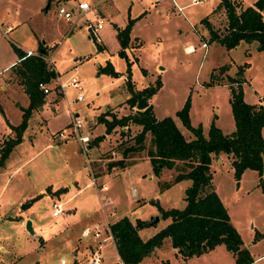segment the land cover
Wrapping results in <instances>:
<instances>
[{"label": "rangeland", "instance_id": "374dc122", "mask_svg": "<svg viewBox=\"0 0 264 264\" xmlns=\"http://www.w3.org/2000/svg\"><path fill=\"white\" fill-rule=\"evenodd\" d=\"M58 1L61 0H50L45 7L47 0H0V85L6 75L1 68L13 59L9 39L24 47H37L39 43L46 45L43 56L48 59L50 56L55 68V77L46 83L49 90L45 94L46 99L38 107L41 109L37 116L42 123L36 126L37 122L32 117L30 126L22 132L23 144L12 147L4 160L5 166L0 168V264H90L87 248L90 239L80 236V231L100 215L95 190L104 179V176L95 179L92 172L98 174L104 169L106 160L120 156L121 148L133 142L139 126H115L106 132L108 140L100 137L98 144L88 149L86 144L93 140V133L101 131L102 122L90 128L94 119L97 120L96 115L109 110L120 116L136 109L135 104L130 106L125 100L131 94L128 80L135 91L153 83L158 76L160 87L150 99L153 112L157 117L170 115L176 118L186 134L189 131L175 115L186 98L190 103L188 112L192 124L200 122L205 130L216 114L222 129H229L232 114L228 76L239 78L238 66L233 62L250 60V81L264 102V50L252 51L248 57L243 53V42L226 49L216 41L209 42L207 29L201 34V28L194 26L217 0H199L196 3L192 0H85L90 8L86 12L74 9L70 21L56 15L55 3ZM62 1L75 5L80 0ZM242 1L252 4L254 0ZM99 11L104 14L103 26L97 30L99 40L96 41L90 36L87 23H94L100 16ZM130 18L133 19V34L138 37L131 40L129 37L124 47L125 56H122L118 53L120 45L116 31ZM7 21L15 26L3 33ZM212 24L217 32L223 33L225 13L217 12ZM203 40L206 41L205 46L201 45ZM50 44L54 47L48 46ZM187 44L192 46V51L183 47ZM106 63L115 74L98 70ZM231 65L235 66L231 69L233 75H228L226 71ZM71 75L82 86L81 100L74 99L77 90L68 84L57 96L58 82H66ZM208 81L212 84H207ZM242 88L245 99L255 100V94L248 85ZM67 101H70L69 105ZM25 104L26 94L15 84L0 86V137L5 131L3 118L16 121L20 117L19 106ZM73 117L80 119L78 132L86 134L88 140L81 143L71 132L64 141H55L57 129L69 130ZM13 134L12 131L10 136ZM148 143L146 135L144 147ZM132 154L145 155V149ZM210 164L214 169L215 190L238 225L243 242L252 244L250 249L254 257L264 255V234L253 239L256 228L264 233V169L261 179L254 169H247L241 181L237 182L225 157L221 161L213 157ZM150 171L151 164L148 158H144L119 169L118 174H106L110 176L108 192L116 214L149 217L154 212V203L136 207V200L130 196V187L145 196L158 192L157 175L152 171L154 177L148 179ZM170 175L171 171L166 170L159 178L167 179ZM69 181L75 183L74 193L70 198H67L69 194L62 195L60 199L65 209L56 219L51 221V216L46 213L51 207L50 199L42 196L25 210L27 217L33 219L34 234L25 226H18L15 215L18 213L17 201L22 194L32 196L40 193L39 188L68 186ZM188 183L189 180H183L165 189L159 196L162 204L181 207L184 203L182 187ZM50 193L51 198H59L56 193ZM66 212L72 213L71 221H67ZM101 253L103 258L99 264H113L118 260L111 241L105 242ZM164 260L169 264H180L171 252L162 254L153 264H163ZM263 262L258 260L253 264ZM211 263L234 264L231 252L223 245L183 264ZM139 264L148 263L143 261Z\"/></svg>", "mask_w": 264, "mask_h": 264}, {"label": "trees", "instance_id": "16d2710c", "mask_svg": "<svg viewBox=\"0 0 264 264\" xmlns=\"http://www.w3.org/2000/svg\"><path fill=\"white\" fill-rule=\"evenodd\" d=\"M218 5L224 9L226 27L223 33H219L203 18L210 41H216L226 49L235 47L241 41H256V49H264V19L260 12L263 0H255L253 5L245 7H238V3L234 0H219ZM132 22L133 19H128L126 24L116 31L120 45L118 53L122 56H125L124 47L128 44ZM202 42L206 44L205 40ZM12 46L19 57L13 72L28 96V104L22 108L20 121L10 125L14 134L0 143V166L3 165L12 147L20 142L31 110L42 102L43 92L38 87V82L47 83L55 77V70L43 57L34 54L24 55V51L15 45ZM40 49L41 54L44 55L46 47L39 43L37 51ZM126 64L128 70V62ZM98 70L116 73L108 63L98 67ZM228 77L235 83V85L231 82L227 84L228 100L234 121V129L229 133H223L214 123L213 118L208 124L206 134L203 133L200 123L191 125L188 98L175 111V115L191 132L192 137L189 139L181 133L172 116L164 115L156 118L151 103H147L142 109H134L120 116L109 110H104L96 116L97 120L104 124L105 132H109L115 126L127 127L129 124L139 126L133 135V142L121 148L122 157L109 161L108 168L113 165L123 166V157L126 153L145 149V155L155 175L159 174L162 167L171 168L174 172L170 180L159 183L160 188L167 187L180 179L190 180L184 189L185 203L182 207L162 208L157 200L150 199L157 207L160 217L169 220L147 239L142 240L137 229L151 223V220L136 218L133 223L124 215L110 224L115 236L116 251L124 264H136L158 246L165 236L169 237L171 245L176 247L183 257L198 255L221 243L232 253L236 264H248L253 260L248 250L242 246L241 237L214 190L210 161L212 155L217 156L220 152H224L230 157L232 175L236 181L245 168L255 169L261 179L264 155L261 127L264 125V107L245 101L240 84L241 78ZM128 87L131 94L125 100L132 106L136 103L135 93L150 97L160 87V79L157 76L153 83L135 91L130 82ZM146 135L149 143L144 147ZM100 137L96 135L91 143L97 142ZM258 236L260 234L255 231L254 237Z\"/></svg>", "mask_w": 264, "mask_h": 264}, {"label": "crops", "instance_id": "0c3cea01", "mask_svg": "<svg viewBox=\"0 0 264 264\" xmlns=\"http://www.w3.org/2000/svg\"><path fill=\"white\" fill-rule=\"evenodd\" d=\"M62 1V0H61ZM81 1V0H80ZM236 3H238V7H245V6H247V5H253V3H254V1H253V3L252 4H246V3H244L242 0H234ZM218 3H219V0H217L216 1V3L213 5V6H211V9L205 14V15H203L202 17H200V19L198 20V22H196L195 24H197V25H194V26H197V27H200L201 28V34L204 32V30H206V26H205V23L202 21V19L203 18H205V20H207L211 25H213L212 23H213V21H214V19L216 18V16H217V12H223L224 13V9H223V7L222 6H219L218 5ZM263 9H264V0H263V5H262V8H261V10H260V12H261V15H262V18L264 19V17H263ZM100 12V16H103L104 14H103V12L102 11H99ZM23 21V20H22ZM66 21H70V20H66ZM2 23V22H1ZM14 26L15 25H13V23L10 21H7L6 23H4V29L2 30V32L3 33H7L8 31H11V30H13V28H14ZM103 26V25H102ZM101 26V27H102ZM100 27V28H101ZM99 28V29H100ZM195 29V28H194ZM199 29V28H198ZM196 30V29H195ZM138 37V35H136V34H133V31H132V26H131V28H130V32H129V37H130V40L133 38V37ZM9 42H10V44H11V49H12V51H13V53L11 52L10 53V55H12V57H13V59L9 62V63H7V64H5L2 68H1V70H3L4 69V71L6 72V75L3 77V82L1 83V85L0 86H2V87H4L6 84H15V86H17V87H19V89L23 92V93H25L24 91H23V89H22V85L17 81V77H16V75L14 74V72H13V69H14V66H16V64H18V62H19V57H18V54L15 52V50L13 49V46L12 45H15L16 47H18L19 49H21L22 51H24L25 52V50H27V49H29V50H32V51H37V47H35V45H33V46H29V47H24L22 44H20L19 42H17V41H15V40H11V39H9ZM43 42V41H42ZM210 42H215V41H210ZM241 42H243V41H241ZM202 43V42H201ZM209 43V42H208ZM207 43V44H208ZM217 43V42H216ZM240 43V42H239ZM238 43V44H239ZM244 43V50H243V53H244V55H246V56H250L251 55V53H252V51H255V50H257L256 49V41H251V42H243ZM237 44V45H238ZM188 45V44H187ZM184 45L183 47L185 48L186 47V49H188L189 48V46H191V45ZM206 45V44H205ZM204 45V46H205ZM221 45V44H220ZM236 45V46H237ZM45 47H46V45H44ZM48 46H51L52 48L54 47V45L53 44H50V45H48ZM235 46V47H236ZM235 47H232V48H235ZM229 49H231V48H229ZM261 50H264V49H261ZM42 50L40 49L39 50V52H41ZM52 51V50H51ZM50 51V52H51ZM46 56V55H45ZM46 58H48V57H46ZM231 60V59H230ZM46 61V60H45ZM232 62H233V60H231ZM49 62L51 63H49L50 64V66L51 67H53V63H52V61H51V58H50V56H49ZM234 64H235V66L237 65L238 66V68H237V70H239V74H238V76H239V78H241V82H240V84H241V87L243 86V85H248L249 87H250V89L252 90V92L255 94V100H248V99H245L244 98V91H243V88H242V92H243V98H244V100L245 101H247V102H249V103H254V104H257V105H262L263 107H264V102H262V100H261V94L257 91V89L254 87V85L253 84H251V81H250V76H249V74H248V69H249V67H250V65H251V62H250V60H244V61H242L241 63H235V62H233ZM235 66H229V68L227 69V73H228V75H233L232 73V71H231V69H232V67H235ZM161 66L159 65V68H160ZM53 69H55L54 67H53ZM127 79H128V77H127ZM1 82V81H0ZM79 82V81H78ZM129 82V81H128ZM210 84H212V83H210ZM225 84V83H224ZM128 85V84H127ZM133 89V88H132ZM159 89V88H158ZM157 89V90H158ZM57 90V96H60L62 93H63V90H64V88L63 89H56ZM49 92V90L46 92V93H44L43 92V98H42V100L44 99H46V95L45 94H47ZM26 94V93H25ZM152 96V95H151ZM151 96L150 97H148L147 98V102L148 103H151L150 102V99H151ZM228 97H229V90H228ZM57 98H59V97H57ZM127 98V97H126ZM125 98V99H126ZM75 99V98H74ZM28 104V96H27V94H26V104H25V106ZM70 104V101H67V105H69ZM151 105H152V103H151ZM25 106H19L20 108H21V112H20V117H19V119H17L16 121H12V120H9V119H7L6 117H4L3 118V125H4V132L2 133V135H1V137H0V143L2 142V140L3 139H6V138H8V136H10V134L12 133V129L10 128V125H15V124H17L19 121H20V119H21V113H22V108H24ZM39 107V106H38ZM34 108V109H32L31 110V113H30V115H29V117H28V119H27V124H26V127L24 128V130L26 129V128H28V126H30V121H31V119H32V117L36 120V122H37V125L36 126H38L39 127V125H40V123H42L41 122V120H40V116H37L38 115V110L39 109H41V108ZM152 110H153V106H152ZM154 113V112H153ZM189 113V112H188ZM76 114V113H75ZM155 115V114H154ZM97 116V115H96ZM164 116V115H163ZM232 116V115H231ZM156 118H160V117H157V116H155ZM95 118V117H94ZM173 118V120H174V122H175V124L177 125V127L179 128V130L181 131V133L184 135V137L185 138H187V139H189V138H191L192 137V134H191V132L189 131V133L188 134H186V132H185V130H183L182 128H181V126H180V124H178V122H177V120H176V118H174V117H172ZM214 123L221 129V131L223 132V133H229V132H231L233 129H234V121H233V118H232V121H230L229 122V129H227V130H224V129H222V125H220L219 123H218V116L216 115V114H214ZM189 120H190V124L191 125H194V124H192V122H191V118H190V114H189ZM94 123V124H93ZM91 125H90V128L92 129V128H94L98 123H99V121L98 120H95L94 119V122H93ZM200 123V122H199ZM209 124V123H208ZM182 125V124H181ZM196 125V124H195ZM183 126V125H182ZM184 127V126H183ZM201 127H202V131H203V133L204 134H206V132H207V129H205L204 130V127L202 126V124H201ZM185 128V127H184ZM207 128H208V126H207ZM60 129V128H59ZM59 129H57V131L59 130ZM91 129H90V131H91ZM101 129V131L99 132V133H93L91 136H96V135H100L101 136V138H103V139H106V140H108V133H106V132H104L103 131V129H104V124L102 125V127L100 128ZM23 130V131H24ZM123 130V129H122ZM92 132V131H91ZM261 135H262V137L264 138V125L261 127ZM100 138V139H101ZM66 138H64V139H58L57 138V136H56V139H55V141H58V142H61V141H64ZM99 139V140H100ZM98 140V141H99ZM98 141L97 142H95V143H87L86 144V148L88 149V148H91V146L92 145H94V144H98ZM23 142H24V140H23V137H22V139H21V141L20 142H18L16 145H14L13 146V148H15V147H17L18 145H21V144H23ZM139 150H136L135 152H138ZM130 152H134V151H130ZM126 153V155L123 157V160H124V165L123 166H117V165H113V166H111V167H107V163L109 162V161H112V160H116V159H118V158H120V157H122L121 156V153H120V156H118L117 158H114V159H112V160H106V164H105V166H104V169L103 170H99V172H98V174L96 173V171H93L92 173L94 174V175H92V176H94L95 177V179L96 178H98V177H101V176H104V179H103V181H101L100 183L101 184H103L105 187H106V190H105V192L108 194V196L111 198V196H110V194H109V192H108V190H109V188L111 187V184H108V180L110 179V176H107L108 174H110V173H112L113 175H115V174H118L119 173V169H123V168H125L126 166H128V165H130V164H132V163H135L136 161H138V160H141V159H146V158H148L147 157V155H142V156H138L137 154H132V153ZM215 158L217 161H221L222 160V158H226L227 160H228V162H229V165H230V157L226 154V153H224V152H220L216 157L214 156V155H212V157H211V160H212V158ZM100 160H101V158H100ZM149 160V159H148ZM210 163H211V161H210ZM3 166H5L4 165V163H3V165L2 166H0V168L1 167H3ZM19 166V165H18ZM18 166L16 167V168H18ZM247 169H251V168H245L243 171H242V173H241V175H240V177H239V179L237 180V182H240L241 181V178H242V175H243V173L247 170ZM263 169H264V155L262 156V171H263ZM89 170H90V165H89ZM166 170H170L171 171V175H170V177H168L167 179H161V178H159V176H161L162 175V173L164 172V171H166ZM210 170H211V182H212V184H213V187H214V190H215V185H214V183H213V172H214V169L211 167V164H210ZM255 170V169H254ZM256 171V170H255ZM257 173V172H256ZM107 174V175H106ZM173 174H174V172H173V170L171 169V168H166V167H162L161 169H160V172H159V174L155 177L156 179H158V183H160V182H162V181H168V180H170L171 178H172V176H173ZM258 175V174H257ZM261 175H262V173H261ZM260 175V176H261ZM151 177H154V175L152 174V171H150L149 172V176H148V179H150ZM259 177V176H258ZM261 178H262V176H261ZM183 180H189V179H180V180H178V181H175V182H172V183H170V185L169 186H167V187H164V188H160V186L158 187V192L156 193H154V195H142V194H139L138 192H136L135 190H134V188L133 187H130V196L131 197H133L135 200H136V207H138L139 205H141V204H148V202L149 203H151V204H153L151 201H150V199H153V200H157V202H158V204L162 207V208H169V207H165L163 204H162V201L160 200V198H159V196L163 193V191L165 190V189H168V188H170L171 186H173V184H175V183H179V182H182ZM106 182V183H105ZM189 183H190V180H189ZM188 183V184H189ZM188 184H186L185 185V187L188 185ZM108 185V186H107ZM72 186V187H71ZM185 187H182L183 188V195H182V198L184 197V189H185ZM74 188H75V183L74 182H71V181H69L68 182V186H66L65 184L64 185H56V186H54V185H48L46 188H39L38 189V192H40V193H38V194H35V195H32V196H25L24 194H22L20 197H19V199H18V201H17V214L15 215L16 216V219L18 220V226L19 227H21V226H26V221L27 220H29V226H30V228H31V230H32V228H33V226H32V224H33V219L32 218H28L27 217V215H26V208L28 207V205L30 204L31 205V207L33 206V204L35 203V199L36 198H38V197H42V196H44V197H47V198H49L50 199V202H51V200H60L61 201V197H62V195L64 194V195H66V194H69L68 195V197L67 198H70L72 195H73V190H74ZM42 191V192H41ZM50 192H54L53 194L55 195V193L59 196V198H57V197H54V198H51V196H50ZM95 192H96V195H97V199H98V194H97V191L95 190ZM215 192H216V190H215ZM217 193V195H218V197L220 198V196H219V194H218V192H216ZM8 200L9 201H13V199H12V197H8ZM111 200H112V198H111ZM183 200H184V198H183ZM220 200H221V198H220ZM221 202H222V200H221ZM112 203H113V201H112ZM184 203H185V201H184ZM184 203H183V205H184ZM223 203V202H222ZM29 205V206H30ZM98 205H99V201H98ZM182 205V206H183ZM224 205V204H223ZM181 206V207H182ZM225 206V205H224ZM134 207V206H133ZM173 207V206H172ZM114 208H115V205H114ZM225 208H226V210H227V213H228V215H229V219H230V221H231V223L233 224V226L236 228V230L238 231V233H239V235H240V237H241V234H240V230H239V227H238V225L234 222V220L232 219V217H231V215H230V212H229V210H228V208L225 206ZM71 209H75V207H72ZM98 209H99V213H100V215H99V217L97 218V219H95L94 221H96V220H102V216H103V213H102V210H101V208L98 206ZM97 210V209H96ZM152 211H154L153 213H155V214H151L149 217H140V216H135V217H130V216H128L126 213H120V214H116V217L114 218V219H117V218H119V217H121V216H127L128 217V219L131 221V222H133L134 223V220L136 219V218H139V219H145V220H151L150 218H151V216H154V215H158V220L157 221H151V223H149V224H147V225H144V226H142V227H140V228H138L137 229V233H138V235L140 236V238L142 239V240H145V239H147L148 237H150L152 234H154L157 230H159L160 228H162L167 222H168V218H161L160 217V213H159V211H158V209H157V207L155 206V210H152ZM46 213H49V211L47 212L46 211ZM96 213V212H95ZM115 213H116V211H115ZM65 215V217H67L68 219H67V221H71L72 220V213H65L64 214ZM14 216V217H15ZM52 219H51V221L52 220H54V219H56V218H53V217H51ZM114 219H112V220H114ZM160 219L162 220L161 222H159L160 221ZM70 224V223H69ZM85 227V226H84ZM83 227V228H84ZM82 228V229H83ZM81 229V230H82ZM256 230V232H258L259 234H260V236H262L264 233L263 232H260V231H258L257 230V228L255 229ZM81 232V231H80ZM31 234L33 235L34 233H33V231L31 232ZM81 236V235H80ZM259 237V236H258ZM258 237H254L253 236V239L254 238H258ZM241 240H242V246H244L247 250H248V252L250 253V255H251V257L253 258V261H251L250 263H248V264H253L255 261H258V260H255L258 256H256V257H254L253 256V253L251 252V249H250V246L252 245L251 243H249V242H247V243H244L243 242V239H242V237H241ZM109 241V240H108ZM112 244L114 245V248H115V255L117 256V258H118V260L116 261V263L117 264H124L121 260H120V258H119V255H118V253H117V251H116V247H115V243L114 242H112ZM220 245H223V244H217V245H215L213 248H211V249H209L208 251H205V252H202V253H200V254H198V255H191V256H187V257H183L178 251H177V248L176 247H173L172 245H171V243H170V239H169V237L168 236H165V237H163L162 238V241H161V243L158 245V246H155L148 254H146V255H144L136 264H139V263H141V262H143V261H146V263H148V264H153L157 259H160V256L162 255V254H167V252H171L173 255H174V257L176 258V261L178 260V262H180V264H183V263H186V262H188L189 260H191L193 257H199V256H201L202 254H205V253H208V252H210V251H213L216 247H219ZM224 246V245H223ZM88 248V247H87ZM89 250V249H88ZM231 255H232V253H231ZM232 258H233V262H234V264H236L235 263V261H234V256L232 255ZM162 261V260H161ZM163 264H169V262L167 261V260H164L163 261ZM211 264H220V263H211ZM262 264H264V262L262 263Z\"/></svg>", "mask_w": 264, "mask_h": 264}, {"label": "built area", "instance_id": "2783aa9c", "mask_svg": "<svg viewBox=\"0 0 264 264\" xmlns=\"http://www.w3.org/2000/svg\"><path fill=\"white\" fill-rule=\"evenodd\" d=\"M199 0H192V2L196 3ZM90 8L89 4L85 0L77 1L75 5H67L65 1H58L55 3V13L57 16L62 17L65 20H70L72 16V11L76 9L77 11L86 12ZM103 18L102 16H98L94 23H87V27L90 32V36H92L96 41L99 40L97 35V30L102 26ZM202 46L205 45L204 42L201 43ZM39 55L43 57L44 60L49 61L46 56H43L39 51H32V50H25L24 55ZM71 85L76 90L77 93L75 95V100H81L83 97L82 94V86L78 82V79L71 75L66 82L59 81L58 87L63 89L65 85ZM38 87L42 90V92L46 93L48 91V87L46 82H38ZM76 115V114H74ZM69 130L59 129L56 133L58 139H64L67 137L68 134L71 132L74 133L78 140L82 142H86L88 140V136L86 134L80 135L78 132L79 127L81 126V121L77 117H73ZM93 180V179H92ZM98 194V201L99 207L102 210L103 218L102 220L92 221L89 225L85 226L80 235L85 238H89L90 241L87 243V247L89 249V257L88 262L90 264H99L102 261V253L101 249L106 241L114 242L115 236L110 228V224L115 221L116 217L115 209L112 203L111 198L105 192L106 187L103 184H100L99 187L96 189ZM50 210L49 215L53 218L58 217L63 210L65 209L63 206L62 201L60 200H51L50 202ZM114 219V220H112ZM255 260H263L264 255L258 256ZM113 264H117L116 262Z\"/></svg>", "mask_w": 264, "mask_h": 264}, {"label": "water", "instance_id": "95a60500", "mask_svg": "<svg viewBox=\"0 0 264 264\" xmlns=\"http://www.w3.org/2000/svg\"><path fill=\"white\" fill-rule=\"evenodd\" d=\"M49 1L50 0H47L46 2V5L45 7L49 4ZM135 96H136V103H135V108L136 109H142L144 108L146 105H147V97L145 95H139V94H136L135 93ZM151 221H157L158 220V215H154V216H151ZM25 228L31 233L32 230L29 226V220L26 221V226Z\"/></svg>", "mask_w": 264, "mask_h": 264}, {"label": "bare ground", "instance_id": "6f19581e", "mask_svg": "<svg viewBox=\"0 0 264 264\" xmlns=\"http://www.w3.org/2000/svg\"><path fill=\"white\" fill-rule=\"evenodd\" d=\"M187 50H188V51H190V50L192 51V46H189V48H188Z\"/></svg>", "mask_w": 264, "mask_h": 264}]
</instances>
